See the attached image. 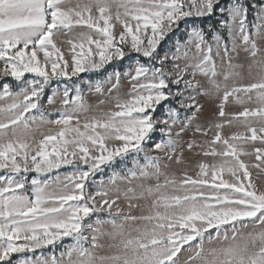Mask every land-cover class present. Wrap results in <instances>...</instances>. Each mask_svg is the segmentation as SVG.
<instances>
[{
  "label": "snow or ice",
  "instance_id": "6c2138e0",
  "mask_svg": "<svg viewBox=\"0 0 264 264\" xmlns=\"http://www.w3.org/2000/svg\"><path fill=\"white\" fill-rule=\"evenodd\" d=\"M70 3L0 0V77H13L19 89L11 91L7 81L0 84V101L12 100L0 106V170H7L0 177V262L11 264L13 253L55 246L63 237H71L72 243L63 245L59 256L53 248L52 255L42 254L22 264H181L178 254L185 245L189 248L184 250L192 255L184 264H264V192H257L250 182L246 188L240 180L237 173L242 172L247 180L249 172L239 157L249 153L230 143L259 140L264 144V107L245 109L233 117L244 118L250 136L222 139L219 129L224 125H215L218 131L210 144L222 142L225 150L217 152L211 147L203 155L225 159L219 165L199 164L197 178L184 175L177 182L162 172V167L169 165L161 164L160 155H148L156 152L169 162L183 163V152L177 155L183 147L178 141L182 133L191 130L203 107L196 97L211 95L213 90L219 93L222 85L217 76L222 75L227 82L241 75L236 69L243 65L232 62L241 50L264 72V59H256L262 54L258 41H264V0H230L227 5L221 0H94V5L77 3L69 7ZM93 7L98 16H93ZM250 15H254L251 24ZM113 20L123 29L119 35ZM76 26L94 30L99 38L81 33L79 42L68 40L70 58H66L54 37L69 35ZM180 31L185 33L184 39L177 34ZM162 42L169 45L168 50ZM133 53L145 62L134 58ZM126 56L134 64L123 72H108L95 82L72 79L81 73H101L106 65ZM214 57L222 64L226 62L229 70L218 72ZM25 73L35 78L24 79ZM122 77L130 86L126 100L120 96ZM198 77L206 78L207 88ZM61 78L71 83L63 87L62 111L50 119L51 113L45 114L41 99L53 79ZM84 86L88 92L106 97L98 100L97 108L114 99L117 110L87 117L90 106ZM223 89L220 117L226 115L230 97L244 103L240 93L249 101L255 93L264 104V76L256 83L231 89L225 83ZM59 96V89L52 88L47 103L54 105ZM164 101L168 104L162 105ZM158 105L162 116L155 115ZM181 109L193 111L181 119ZM33 110L38 115L26 117ZM249 117L258 118L262 126L252 127ZM37 121L60 130L42 134L33 147L27 133ZM195 131L207 135L199 126ZM9 132L14 139L8 138ZM156 132L167 139L154 140ZM186 147L191 152L203 146L190 141ZM254 151L259 162L254 166L264 170V148ZM130 154L131 167L113 171L106 182L101 179L96 190H90V178L104 170L102 165H113L117 157L124 161ZM62 164H76V169L63 180L57 176L55 182L33 178V198L18 191L25 187L27 177L23 174L50 172ZM225 172L233 182L222 178ZM161 176L164 183L159 182ZM152 178L157 183L147 187L138 184L139 192L130 186L133 181ZM118 182L129 187L121 192ZM96 183L91 181L92 185ZM169 188L171 195L164 191ZM221 189L225 190L223 194ZM179 191L184 194H175ZM121 195L128 201L124 215L125 209L118 203ZM148 199L152 200L148 214L133 215V209L141 206L132 201ZM105 212L107 218L96 217L93 223V214ZM137 221L143 223L125 233V225H136ZM105 224L111 225V232L102 231ZM250 226L253 230L245 234L244 229ZM104 236L112 241L119 238V243L108 245L117 249L115 254L96 255L104 248L100 243ZM20 240L25 243H15ZM206 243L220 247L206 252Z\"/></svg>",
  "mask_w": 264,
  "mask_h": 264
},
{
  "label": "rangeland",
  "instance_id": "374dc122",
  "mask_svg": "<svg viewBox=\"0 0 264 264\" xmlns=\"http://www.w3.org/2000/svg\"><path fill=\"white\" fill-rule=\"evenodd\" d=\"M230 2V0H221V3L223 5H227ZM259 2V0H258ZM79 3L82 6L85 4H93L94 5V0H71V3L69 7H75V5ZM113 14L115 13L116 9L113 7L112 9ZM93 16H98V13L96 12L95 7H93ZM195 19V18H193ZM215 17L213 18V23H215ZM254 20V15L249 16V24ZM102 23V22H101ZM113 24H116L115 20L112 21ZM122 27L119 24H116L115 26V33L119 35V33L122 31ZM81 33H83L85 36L88 35L89 33L93 36V38H99L94 30H90L86 27L83 26H76L72 30V32L69 35H61L59 37H54V40L57 43V46L61 49V51L65 54L66 58H70V45L67 43L68 40H73L74 42H79L81 39ZM181 39L185 38V33L183 31H180L177 33ZM226 38V33H223ZM237 43H240L237 41ZM258 46L262 50L261 56H258L256 59L261 60L264 59V41H258ZM162 47L164 50H168L169 45L167 43L162 42ZM94 48V45H93ZM79 51V49H77ZM194 51V49H193ZM40 57L43 56V53H38ZM134 58H138L141 63L145 62L143 57H137L136 54H132ZM214 59H216L214 57ZM234 64H242L243 68L236 69V71H239L241 75L237 78L230 79L229 81L225 82L223 81V76H217V81L221 83L222 88L219 93H216L214 90L211 95L208 96H197L196 99L199 104L203 105L202 109L200 112L197 114V118L192 121L190 125V129L188 131H185L184 133L181 134V139H179L178 143L182 145L178 152L177 155L180 154V152H183V163L181 164H176L174 160L172 162H169L167 160V157L163 156V154L156 153V152H150L148 155H160L161 156V164L167 163L169 166L167 168L162 167V172H164L169 178H175L177 182H179L184 175L190 176L192 178H197V174L199 172V164L204 163L208 165H219L223 162L225 158H222L220 156H205L203 155L204 151L209 150L211 147H215L217 152H223L225 150L224 145L221 143H217L216 145H211L210 142L214 138L216 132L218 131L215 127L216 124H223L224 127L219 129L222 139H229L230 137L234 135H245V136H250L251 133L248 131V127L245 126L244 124V118L239 117V119H233L234 116H238L239 113L244 111L245 109L248 110H256L260 107H264V104H261L257 99H256V94L252 93V99L249 101L247 96H245L243 93L238 94L243 100L244 103L238 104L235 102V98L230 97L229 102L225 105V113L226 115L224 117L219 116V107L218 105L221 103L222 96H223V85L227 83V86L229 89L233 86H247L252 83L258 82L262 76H264V72H261L260 70V65L259 64H253V61L250 57H248V54L245 53L243 50L240 51L239 56L237 58H234L232 61ZM134 61L129 59L128 56L124 58V60L120 61H113L110 64L106 65L105 70H101V73H81L79 77H73V80H87V79H92L93 82L97 79H104L105 76L107 75L108 72H112L115 70H119L121 72L125 71L126 69L129 68L130 65H133ZM216 64H217V70L218 72H225L228 71L227 63L222 62L219 59H216ZM3 61H0V67H2ZM251 66V67H250ZM35 78L34 74L32 73H25L24 79H32ZM198 79L201 80V82L204 84L205 88L208 87L207 80L206 78L203 77H198ZM5 81H7L12 87L11 91L15 92L18 91L19 89L16 87L17 81L11 76L9 77H0V84H3ZM70 84L71 82L69 81H64L62 78L58 81L56 79H53L51 82V85L46 88L45 90V95L41 99V105L45 111V114L51 113L49 118H55L57 114L62 111V105L60 103V99L62 98V92H63V87L65 84ZM122 89L120 92V96L122 100H126L128 97L126 95L127 90L129 89V84L127 83L126 78L122 77ZM107 87V85H105ZM52 88H57L60 91V96L56 98V103L54 105H49L47 103V96L51 95V89ZM2 90V89H0ZM84 94H85V100L86 103L90 106V111L85 114L87 117H92V116H97L99 117L102 112H107L110 109L115 111L117 109L114 108L115 100H109V102L100 108H97V102L99 99L106 98V97H99L95 93H90L87 91V87L84 86ZM115 95V94H114ZM12 103V100L10 98H6L4 101H0V106H6L7 104ZM168 102L164 101L162 102V105H167ZM174 104V102H173ZM193 109H181V119H184L187 115H190L192 113ZM33 115H38L36 110H33L32 112L26 113V117H31ZM85 115H82L80 117L81 123L84 122ZM155 115L157 116H162L163 115V110L161 106H157V110ZM3 118V114L0 113V119ZM248 120L251 123L252 127H256L259 129L262 125L261 123L258 122V118H253L249 117ZM231 121L229 124L228 122ZM75 123V122H73ZM199 126L201 127L204 131L207 132V135H202L200 132H196L195 129L196 127ZM58 126L54 125H39V121H37L36 125H32L31 131L27 133V138L28 142L32 144L33 147H36L38 144V141L42 138L43 135H51V134H56L59 131ZM154 140L158 139H167V137L163 136V134L156 132L153 134ZM9 139H14L12 137L11 132H9ZM194 141L197 145H202L203 147H195L191 152L188 151L186 145L188 142ZM119 143V142H116ZM230 143H234L237 146V149L240 150L241 148L243 151L249 153L248 155H241L239 159L245 163L247 166V170L249 172V178L245 180L243 178L242 172L237 173V175L240 177V180L243 182L245 187L247 188L248 183L250 182L253 186V188L257 192H264V170L261 168H256L254 165L259 163L255 159V151L254 149L257 147L264 148V144H261L259 140L253 142L249 141L247 143H242L240 141H231ZM52 145L49 146V150L51 151ZM143 156L144 154H140V163H143ZM51 158V157H50ZM228 160L231 161L232 158H227ZM132 166V156L130 154L129 157H126L124 161H121L119 157L116 158V161L114 162L113 165L108 166V165H102L101 167L104 169L103 171H98L95 176L90 178L89 181V186L90 190L95 191L96 186H98L99 181L103 179L105 182L108 180L109 176L112 174L113 171H124L127 167ZM81 167H83L81 165ZM76 169V164H68V165H61L58 169H53L50 172L46 173H36V172H28L26 174H23L27 177L25 187L23 189H19L18 191L23 193L24 195L28 196L29 198H33L32 196V185H31V180L33 178L39 179L42 182L47 180L50 182H55L57 176L63 180V178L71 174L73 171ZM7 170H0V177L4 176L6 174ZM223 179L233 182L234 178L227 172L224 173ZM94 180L96 181V185H92L91 181ZM160 183H164V176L160 177L159 180ZM219 182V181H217ZM119 183V182H118ZM157 183L155 178L149 179L147 181L145 180H139V181H133V183L130 185L131 187L135 188L137 192L140 191V189L137 187L138 184H144L146 187L147 186H154ZM119 186L121 188V192L126 191L127 187H129L128 184L126 183H119ZM111 187V186H109ZM50 191H59L58 188H51L49 189ZM247 190H252V189H247ZM166 194H173L172 189H166L164 190ZM225 190L221 189L220 192L223 194ZM175 194L183 195V191H179ZM112 195H116L115 193H112ZM131 195V194H129ZM120 206L125 209V213H122L121 215L126 214L127 212V205L128 201H126L123 197V195L120 196V200L118 201ZM134 204H139L141 207L140 208H135L132 211L133 215H147L148 210L151 206L152 200L148 199L147 201L145 200H134L132 201ZM108 213H95L92 216L93 223L95 222L96 217H101V218H107ZM119 222V218H116ZM143 222L137 221L136 225H125V233L130 231L132 227L141 225ZM253 229L251 226L247 229H244V233L247 234L248 232H251ZM102 231L104 232H111L112 228L111 225H103L102 226ZM133 235H135V232H133ZM16 244H23L25 243L23 240L20 241H15ZM72 243L71 237H63L62 240L58 241L55 246L53 245H48L45 248L41 249H35L34 251H24V252H16L13 253L10 261L11 264H22L23 261L27 260H34L37 256L44 255V256H50L53 253V248L55 250V254L59 256V253L64 250L63 245L65 244H70ZM100 243L104 245L103 249L97 250L96 255H112L117 252V249L115 248H109L108 245L112 243H119V238H117L116 241L110 240L107 236H104L101 238ZM193 244L196 243V241L192 242ZM213 247H220L218 244H205V250L207 252V249L213 248ZM189 248V245H185L184 249ZM184 249L181 250V253L178 254L179 259L181 260V264H184V262L188 259L189 256L192 255V252L190 251H185ZM2 264V262H0Z\"/></svg>",
  "mask_w": 264,
  "mask_h": 264
}]
</instances>
